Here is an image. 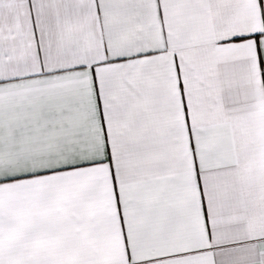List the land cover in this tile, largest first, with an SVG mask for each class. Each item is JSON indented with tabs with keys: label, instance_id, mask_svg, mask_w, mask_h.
Masks as SVG:
<instances>
[{
	"label": "snow or ice",
	"instance_id": "snow-or-ice-1",
	"mask_svg": "<svg viewBox=\"0 0 264 264\" xmlns=\"http://www.w3.org/2000/svg\"><path fill=\"white\" fill-rule=\"evenodd\" d=\"M0 264H264L261 0H0Z\"/></svg>",
	"mask_w": 264,
	"mask_h": 264
},
{
	"label": "crops",
	"instance_id": "crops-1",
	"mask_svg": "<svg viewBox=\"0 0 264 264\" xmlns=\"http://www.w3.org/2000/svg\"><path fill=\"white\" fill-rule=\"evenodd\" d=\"M262 5H264V0H261Z\"/></svg>",
	"mask_w": 264,
	"mask_h": 264
}]
</instances>
